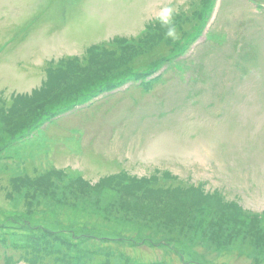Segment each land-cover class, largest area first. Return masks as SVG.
I'll return each mask as SVG.
<instances>
[{
  "label": "rangeland",
  "instance_id": "rangeland-1",
  "mask_svg": "<svg viewBox=\"0 0 264 264\" xmlns=\"http://www.w3.org/2000/svg\"><path fill=\"white\" fill-rule=\"evenodd\" d=\"M195 1L200 4V0H0V98L41 89L49 78V62L60 63L71 56L79 59L71 60L64 70L79 62L73 70L81 68V84L70 87L68 94L83 88L87 80L101 83L105 80L95 69L82 71L86 55L91 60V51L104 40L136 35L156 18L168 21V33L179 39L183 33L171 23L174 13L186 15ZM248 2L249 6L242 0H226L213 32L228 33V38L244 35L247 43L251 39L247 52L251 61L228 60L232 43L220 49L210 42L194 46L191 60L196 65L203 62L204 77L210 79L205 87L193 84L202 90L197 99L191 100L193 95L184 93L175 77L149 93L135 88L131 94L117 92L111 102L74 109L73 116L59 117L29 141L0 154V222L7 230L18 224L19 230L12 229L11 236L0 235V264H4L2 256L14 252L11 238L23 242L45 231L67 241L84 234L107 235L106 241L90 242L88 248L111 249L134 260L184 264L182 250L186 264H202L204 258L213 264H249L255 256L264 264L261 247L249 258L240 253L242 248L256 246L263 227L260 221L238 217L239 240L229 243L233 246L226 251L214 244L194 246V240L192 248H185L178 242V227L185 226V233L190 228L183 222L192 221L191 213L188 219L184 216L187 204L195 201L191 191L181 198L187 192L176 187L144 192L138 182L133 188L115 183L127 175L134 182L152 180L160 173L156 169L167 168L172 171L169 174H179L188 182H205V194L221 189L232 209L264 213V6L258 0ZM250 2L259 8L256 13L249 8ZM217 51L226 59L221 54L214 57ZM103 60L97 53L91 61L102 67ZM240 66L245 67L243 74L237 70ZM218 81L227 86L211 94L209 86ZM26 128L0 120V147ZM46 175L52 179H46L34 198L33 182L41 183ZM39 199L43 202L37 206ZM27 204L30 210L23 209ZM123 214L141 217L142 224L119 219ZM130 235L171 242L168 248L147 242L132 249ZM119 236L124 241L114 242ZM25 252H16L23 262L28 258Z\"/></svg>",
  "mask_w": 264,
  "mask_h": 264
},
{
  "label": "trees",
  "instance_id": "trees-1",
  "mask_svg": "<svg viewBox=\"0 0 264 264\" xmlns=\"http://www.w3.org/2000/svg\"><path fill=\"white\" fill-rule=\"evenodd\" d=\"M161 42L164 43L163 37L161 36L160 38ZM160 43V42H159ZM158 43V44H159ZM157 44V45H158ZM161 44V43H160ZM118 43L111 45V47H104L102 51L98 52L101 54L104 58V63L101 64L102 67H99L96 62L92 63L93 60H95L96 54L95 52L91 51L90 59H88V56L86 55L85 59H82L83 61H87L86 64H83L82 66V71L83 70H92L98 71L101 75V81L105 80L101 83L96 82L95 78L92 80H87L85 83L90 84V86H95V85H103L108 83V81H112L113 83H116L115 80L118 78H122L124 75H120L117 72L124 70L123 72H130L132 71V68H130L128 61L126 62L127 56L134 54L137 52L136 49L133 47H128L125 46L124 49L120 48L118 50L117 48ZM131 63V62H130ZM132 64V63H131ZM130 64V65H131ZM111 69H114L111 74L109 72ZM49 73L51 74V79L49 83L45 84L43 88L38 90V92H35L33 95L29 96H22V95H17L16 97H12L10 100L9 99H1L0 98V120L4 122H8L10 124L15 125L16 127H32L35 125L36 121L38 118H40L45 111H48L47 113H50L51 110H54L57 106H60L64 101H68V103H71V100L74 97V94H63V85H65V80L63 77H66L69 82H74L75 80L73 79L74 75L78 74V72L74 73H69L68 75L64 76V73H61V69L59 70L58 68H53L51 67L49 69ZM115 78V80H114ZM56 91L57 96H52L50 98V95ZM239 217L241 215H238ZM222 218L223 220V225H222V232H225L228 227V219ZM232 221V225L230 226V231L234 229L236 225L235 217H230ZM237 219V218H236ZM181 220L179 219V222ZM187 221H184L186 223ZM202 222V223H201ZM178 223V221H177ZM196 225H201L200 229H202V234L205 233V229L209 228L206 221L203 219L202 221H196ZM205 226L203 227V225ZM179 229V227H178ZM216 232V231H215ZM217 234V232H216ZM232 236L227 233L226 236Z\"/></svg>",
  "mask_w": 264,
  "mask_h": 264
}]
</instances>
